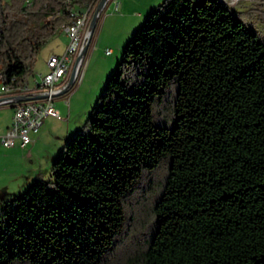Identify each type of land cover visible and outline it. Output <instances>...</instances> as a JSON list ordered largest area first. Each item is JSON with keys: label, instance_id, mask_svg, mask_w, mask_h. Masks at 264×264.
Returning <instances> with one entry per match:
<instances>
[{"label": "trees", "instance_id": "obj_1", "mask_svg": "<svg viewBox=\"0 0 264 264\" xmlns=\"http://www.w3.org/2000/svg\"><path fill=\"white\" fill-rule=\"evenodd\" d=\"M98 2L0 0L4 82ZM244 14H146L51 179L0 202V264H264V36Z\"/></svg>", "mask_w": 264, "mask_h": 264}, {"label": "rangeland", "instance_id": "obj_2", "mask_svg": "<svg viewBox=\"0 0 264 264\" xmlns=\"http://www.w3.org/2000/svg\"><path fill=\"white\" fill-rule=\"evenodd\" d=\"M222 1L226 2L230 7H232L234 11L245 13L244 16L241 15L242 20L246 24L252 25L264 36V0ZM156 2V4H159L162 2V0H156ZM111 3L112 0H107V3L101 11V15L95 27L91 43L84 53L79 77L74 86L65 94L58 95L53 98V106L58 110L61 119L54 117L45 119L44 126H46V129L43 126L45 133L42 136V143H39L38 149H36V157L38 156L42 159V157L47 155L49 151L56 150L57 148H59L58 154L60 153L65 140L68 139L75 130L81 128L84 125L85 120L90 114L91 108L94 106L97 97L104 88L106 79L114 72L116 68L117 62L113 63V55H109V53L105 52V48H109V46L100 47L96 40L100 26L108 14H118V12L113 11V5ZM91 18L92 17L89 18L88 15L85 22V32L88 30ZM109 18L112 20L114 19V17ZM144 19L145 17L138 18L135 23L136 26L134 25L135 29H133L130 37L136 29L142 26ZM130 37L128 38L130 39ZM129 39H126L124 41L125 43L123 44H126ZM106 40L107 38L104 33L102 38H100V41L104 42ZM67 42L68 41L66 40L65 36L58 33L40 48L38 54L31 64L32 75L29 77L31 83L37 79H40V75H44L47 72L46 61L48 57L51 54H62L66 48ZM4 109H6V111H10V108L8 107H4ZM21 156L22 155H17L16 157H13L11 160L12 163H10V161H8L9 159L1 157L0 154V202L6 197L20 196L24 191H26L28 186L33 183V181L30 182L28 185L24 186V189L18 190L15 193H11L4 197V199L1 196V194L4 193L5 188L11 185L10 183H12L9 180L11 179L9 176L10 169L8 172H4V166L8 168H10V166L14 167L12 168L13 172L20 175L25 174L31 167L30 161L28 159L22 158ZM41 167L42 169L35 178L41 177L44 181L50 180L51 168L49 167L46 169L42 164Z\"/></svg>", "mask_w": 264, "mask_h": 264}, {"label": "built area", "instance_id": "obj_3", "mask_svg": "<svg viewBox=\"0 0 264 264\" xmlns=\"http://www.w3.org/2000/svg\"><path fill=\"white\" fill-rule=\"evenodd\" d=\"M113 11H120V6L113 0ZM88 10L77 15L70 25L64 27L68 42L64 52L60 55H50L46 61L47 72L40 75V79L32 85L24 84V90H0V105L12 108L10 126L0 134V146L11 148L18 144L26 147L34 142L44 119L48 116L60 119V114L53 106V98L68 88L69 72L75 71L77 81L82 66L84 53L82 52L89 38V28L84 31ZM106 53H110L106 49ZM81 56V57H79ZM65 93H61L62 95ZM46 95L45 98L26 100V97Z\"/></svg>", "mask_w": 264, "mask_h": 264}, {"label": "crops", "instance_id": "obj_4", "mask_svg": "<svg viewBox=\"0 0 264 264\" xmlns=\"http://www.w3.org/2000/svg\"><path fill=\"white\" fill-rule=\"evenodd\" d=\"M114 1L119 4L120 11H118V14H113V15H111L112 13H109L108 16L103 20V23L98 31L96 40H97V44L100 45V47L109 46V48L108 47L105 48V51L106 49L110 50L109 55H113L114 57L113 63H116L119 59L121 50L125 45L123 43H125L124 41L126 39H129L128 37H130V34L132 33L133 29H135L134 28L136 26L135 23L138 20V18L145 17V15L153 7L157 5L156 4L157 2L156 0H114ZM111 4L113 5V0ZM109 17H114V19L112 20ZM58 33L63 34L66 40L68 41L64 30L59 31ZM104 33L107 40L103 42L100 41V38H102V35ZM27 83L31 85L33 82L31 83V81L28 80ZM4 107L10 108V111H6ZM11 117H12V108L10 106L0 105V134H3L6 131V129L10 126ZM49 117L50 116L46 118ZM45 119L39 133L35 136L34 142L31 143L30 145L26 147H20L18 144H16L14 147L11 148L0 147L1 157L5 159H9L8 161H10V163H12L11 162L12 158L16 157L17 155H22L21 156L22 158L28 159L31 163V167L23 175L14 173L12 170V168L14 167L10 166V168H8L4 166L3 169L4 172H8L10 169L9 176L11 179L9 180L12 183H10L11 185L5 188L4 193L1 194L3 199L4 197H6L11 193H15L18 190L24 189V186L32 182L34 178L39 174L40 170L42 169L41 164L44 165L46 169H48L51 166L53 159L58 154L59 148L53 151H49L48 154L45 155L44 157L41 156L42 159L38 156L36 157V151H37L36 149H38V144L42 143L43 141L42 136L45 133V129H46V126H44ZM43 126L45 129L43 128Z\"/></svg>", "mask_w": 264, "mask_h": 264}, {"label": "water", "instance_id": "obj_5", "mask_svg": "<svg viewBox=\"0 0 264 264\" xmlns=\"http://www.w3.org/2000/svg\"><path fill=\"white\" fill-rule=\"evenodd\" d=\"M106 3H107V0H99L96 9L93 12V15H92V18L90 20L89 27H88L89 28V38H88V41H87V43H86V45L82 51L83 53H85L87 46L89 44V41H90V37L94 31L96 19L99 16V14L101 13V11L103 10ZM79 57H81V56H79ZM74 79H75V71L73 70L69 76V79H68V83H67L68 88L73 84ZM68 88L66 87L61 93H65ZM61 93H59V94H61ZM59 94H57V95H59ZM45 97H46V95H37V96L26 97V100L42 99Z\"/></svg>", "mask_w": 264, "mask_h": 264}, {"label": "bare ground", "instance_id": "obj_6", "mask_svg": "<svg viewBox=\"0 0 264 264\" xmlns=\"http://www.w3.org/2000/svg\"><path fill=\"white\" fill-rule=\"evenodd\" d=\"M0 90L1 91H8V85L11 84H6L4 82V76L2 75V73H0ZM24 84L25 83H20V84H16V85H12V90H24Z\"/></svg>", "mask_w": 264, "mask_h": 264}]
</instances>
